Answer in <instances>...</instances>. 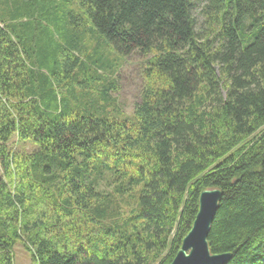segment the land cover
I'll return each instance as SVG.
<instances>
[{
    "label": "trees",
    "instance_id": "16d2710c",
    "mask_svg": "<svg viewBox=\"0 0 264 264\" xmlns=\"http://www.w3.org/2000/svg\"><path fill=\"white\" fill-rule=\"evenodd\" d=\"M0 167V264H170L213 188L211 252L264 264V0H0Z\"/></svg>",
    "mask_w": 264,
    "mask_h": 264
},
{
    "label": "rangeland",
    "instance_id": "374dc122",
    "mask_svg": "<svg viewBox=\"0 0 264 264\" xmlns=\"http://www.w3.org/2000/svg\"><path fill=\"white\" fill-rule=\"evenodd\" d=\"M81 35L85 37L83 38V41L86 43L87 49L89 48L88 51L93 57L104 58V54L110 62H112L111 60L116 57L111 45L99 34L86 32L81 33ZM55 37L59 40V34L56 31ZM82 50H84V48L82 49L80 46L79 49H77L78 52L75 53H80L81 55L86 53ZM145 59L146 58L139 53L123 56L119 59V61L121 60V63L118 61L121 66L115 72V76H113V74L111 75V77L115 80L113 86L116 88L110 92V95L112 98L117 100L118 106L123 111V114L131 115L134 110L135 103L141 97V91L144 86L142 71L145 66ZM112 63L115 64L117 61ZM9 147L15 151H20L23 148H25V151H31L33 148L30 144L19 143L16 136L10 140ZM1 176L3 177V173L0 167V177ZM14 259L16 264H32L30 253L21 243H17L14 248Z\"/></svg>",
    "mask_w": 264,
    "mask_h": 264
},
{
    "label": "water",
    "instance_id": "95a60500",
    "mask_svg": "<svg viewBox=\"0 0 264 264\" xmlns=\"http://www.w3.org/2000/svg\"><path fill=\"white\" fill-rule=\"evenodd\" d=\"M221 197L222 192L217 188L201 192L193 225L170 264H228L231 261V252L212 253L209 246V234Z\"/></svg>",
    "mask_w": 264,
    "mask_h": 264
}]
</instances>
